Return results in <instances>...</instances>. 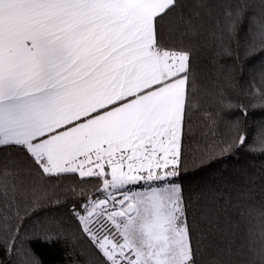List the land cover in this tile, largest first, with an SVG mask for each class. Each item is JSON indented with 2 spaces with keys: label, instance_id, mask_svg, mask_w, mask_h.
<instances>
[{
  "label": "snow or ice",
  "instance_id": "snow-or-ice-1",
  "mask_svg": "<svg viewBox=\"0 0 264 264\" xmlns=\"http://www.w3.org/2000/svg\"><path fill=\"white\" fill-rule=\"evenodd\" d=\"M199 6L195 0H0V255H21L9 212L21 219L17 198L26 197L31 176L74 178L71 192L81 202L71 213L95 254L93 264H198L199 246L216 247L223 234L217 208L252 215L244 199L249 193L235 182L205 186L202 230L193 242L179 181L196 88L183 37L195 32ZM259 6L260 15H249L246 3L225 13L229 37L248 20L249 62L264 57V0ZM176 18L179 43L162 32ZM256 76L264 84V60ZM253 96L264 108V89ZM221 105L225 114L234 107L223 97ZM239 111L246 121L247 107ZM220 115L206 112L205 119L215 125ZM232 127L236 136L217 146L221 153L248 144L239 119ZM249 149L264 154V122ZM5 152L16 158L4 159ZM35 242L47 245L53 236ZM24 255L20 264H42Z\"/></svg>",
  "mask_w": 264,
  "mask_h": 264
},
{
  "label": "trees",
  "instance_id": "trees-1",
  "mask_svg": "<svg viewBox=\"0 0 264 264\" xmlns=\"http://www.w3.org/2000/svg\"><path fill=\"white\" fill-rule=\"evenodd\" d=\"M186 2L190 3L191 0ZM195 2L200 5L196 9L199 13L196 30L183 37L184 46L192 52L196 88L183 141L184 174L179 181L189 201L188 216L189 222L194 224V244L202 230V213L206 211L199 195L205 186L218 188L224 180L233 181L249 193L244 199L254 209L251 216L241 218L236 212L230 210L225 213L217 208L214 214L221 218L223 234L218 246H199L197 262L211 264L213 259H217L225 264H264V258L260 255L264 250V216L260 214L264 205V154L249 149L253 130L264 122V108L253 96L255 91L264 89V84L256 76L264 57H257L251 62L245 57V34L249 27L247 19L243 20L242 25L238 23V36L233 34L229 37L224 31L228 9L246 3L249 15L253 12L260 15L259 0ZM178 25V18L164 23L162 32L169 42H180L181 34L176 30ZM221 97L234 105L230 113H224ZM240 106L248 109L246 121L240 115ZM206 112L221 114L215 125L205 119ZM237 119L240 127L248 132V144L243 147L234 145L221 153L217 146L232 143L236 136L232 124ZM2 155L4 159L16 158L11 152ZM25 184L26 197L17 198L21 219L16 218L13 209L9 212L8 220L13 232L19 227L16 246L21 250V255H0V260H4L5 264H20L27 258L24 253H28L42 264H93L95 254L71 213L73 206L79 207L81 202L71 192L72 188L77 187L74 178L67 175L48 180L31 176L26 178ZM85 187L91 192V186ZM3 204V199H0V208ZM49 234L53 236L52 243L45 245L35 242L36 236L44 238Z\"/></svg>",
  "mask_w": 264,
  "mask_h": 264
}]
</instances>
